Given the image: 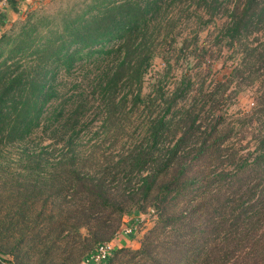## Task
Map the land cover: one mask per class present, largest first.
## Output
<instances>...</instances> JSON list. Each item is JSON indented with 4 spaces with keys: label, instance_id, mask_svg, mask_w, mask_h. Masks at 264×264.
<instances>
[{
    "label": "trees",
    "instance_id": "16d2710c",
    "mask_svg": "<svg viewBox=\"0 0 264 264\" xmlns=\"http://www.w3.org/2000/svg\"><path fill=\"white\" fill-rule=\"evenodd\" d=\"M168 2L91 3L75 19H63L61 32L38 37L29 24L0 37V148L28 144L35 131L50 139L38 150L24 152L40 169L47 156L60 151L54 167L43 171L41 180L32 179V191L43 185L53 197H65L72 189L66 211L81 216L74 222L77 231L94 218L93 206L113 211L120 204L106 193L102 180L80 175L78 166L86 159L76 151L77 136L92 120H86L92 109L103 113L106 125L121 114L129 97L134 106L143 102L141 85L157 56L153 35ZM219 7L217 0H200L188 15L202 14L208 23ZM258 25L264 30V0H245L232 9L222 36L228 46L239 48L245 62L233 66L229 80L245 73L250 59L263 64L250 108L227 114L207 106L201 115L196 103L177 108L168 118L153 119L146 145L127 156V163L138 169L152 166L141 178L139 206L151 207L156 221L132 250L142 264H237L239 258H264V36L253 47L244 42L252 28L259 33ZM172 41L173 36L160 39ZM85 69L94 70L87 90L78 81ZM181 85L169 96L165 114L177 99L186 98L188 83ZM216 91H208L209 98ZM155 94L163 98L160 88ZM168 137L172 142L162 145ZM94 219L97 230L92 233L98 237L106 222ZM126 250L131 249L114 254Z\"/></svg>",
    "mask_w": 264,
    "mask_h": 264
},
{
    "label": "rangeland",
    "instance_id": "374dc122",
    "mask_svg": "<svg viewBox=\"0 0 264 264\" xmlns=\"http://www.w3.org/2000/svg\"><path fill=\"white\" fill-rule=\"evenodd\" d=\"M102 1L107 0H0L3 17L0 37L14 35L29 24H33L38 37L44 33L52 35L55 30L61 32L63 19L73 20L88 4ZM244 1L217 0L220 7L213 11L207 23L204 15L196 17L193 14L200 0H169L159 14L160 22L153 35L157 56L155 54L141 85L143 102L134 106L129 97L120 108L121 114L117 113L106 125L102 124L104 115L100 110L89 111L86 120H92L80 131L76 141V151L86 159L78 166L80 175L102 180L106 193L120 201L113 211L93 206V217L106 222L98 237L92 233L97 230L94 218L88 225L80 226L79 231L74 229V222L77 223L81 216L69 209L66 211L72 189L64 192L65 197H53L52 192L48 193L49 187L43 185L32 191V179L40 176L41 180L43 171L54 167L60 151L56 149L47 156L40 169L39 165L33 166L34 162L29 161L24 152L36 151L50 143V139H42L44 136L35 131L28 144L0 148V264H83L81 259L95 243L109 240L113 241V249L100 264L144 262L132 250L139 247L156 221L151 207L142 209L139 206L143 204L141 178L152 166L146 163L138 169L127 163V156L137 146L146 145V129L153 119L168 118L177 108L196 103V109H201L200 115L206 113L207 106L213 107L214 113L225 111L227 114L250 108L256 78L263 64L250 59L246 72L229 80L233 66L245 62L239 48L228 46L222 37L232 9ZM190 12L193 13L188 15ZM258 28V34H253L255 28L246 34L244 42L248 47L257 45V40L264 36V30L259 25ZM170 36L174 41L160 43L161 37L169 40ZM93 71L85 69L79 73L82 88L87 90ZM181 83H188L186 98L177 99L165 114L169 96L182 87ZM158 88L163 93L161 99L156 97L158 94L154 95V89ZM214 88L217 91L211 99L208 91ZM93 104L97 105L96 100ZM162 142L166 146L172 139L164 138ZM129 224L134 225V230L125 235L123 227ZM118 239L121 241L115 244ZM121 248L131 250H126L122 256L115 255L114 250ZM238 261L237 264H264V258L256 262L247 258Z\"/></svg>",
    "mask_w": 264,
    "mask_h": 264
},
{
    "label": "built area",
    "instance_id": "2783aa9c",
    "mask_svg": "<svg viewBox=\"0 0 264 264\" xmlns=\"http://www.w3.org/2000/svg\"><path fill=\"white\" fill-rule=\"evenodd\" d=\"M0 10V18H1ZM123 233L131 234L134 230V225L129 224L123 227ZM113 249V241H100L93 246V248L88 251L83 258L81 259L83 264H100L107 260L110 255L111 250Z\"/></svg>",
    "mask_w": 264,
    "mask_h": 264
},
{
    "label": "crops",
    "instance_id": "0c3cea01",
    "mask_svg": "<svg viewBox=\"0 0 264 264\" xmlns=\"http://www.w3.org/2000/svg\"><path fill=\"white\" fill-rule=\"evenodd\" d=\"M121 241V240H120ZM119 239L115 242V244H117V242H120Z\"/></svg>",
    "mask_w": 264,
    "mask_h": 264
}]
</instances>
